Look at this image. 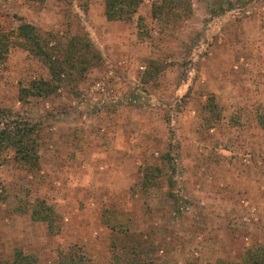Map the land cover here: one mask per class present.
<instances>
[{
  "label": "rangeland",
  "instance_id": "374dc122",
  "mask_svg": "<svg viewBox=\"0 0 264 264\" xmlns=\"http://www.w3.org/2000/svg\"><path fill=\"white\" fill-rule=\"evenodd\" d=\"M156 2L110 22L104 0H0L5 30L30 23L64 43L81 26L102 56L57 95L26 101L21 90L49 67L20 47L0 61V129L10 118L40 126V168L12 153L0 165V263L22 248L59 264L75 248L108 264L113 244L130 241H151L155 264L237 262L264 243V0H192L183 19L155 18ZM151 62L160 70L147 78ZM210 96L220 121L208 120ZM151 166L166 175L144 191ZM39 200L58 234L32 219Z\"/></svg>",
  "mask_w": 264,
  "mask_h": 264
},
{
  "label": "trees",
  "instance_id": "16d2710c",
  "mask_svg": "<svg viewBox=\"0 0 264 264\" xmlns=\"http://www.w3.org/2000/svg\"><path fill=\"white\" fill-rule=\"evenodd\" d=\"M45 2V0H39ZM144 0H104V15L110 22L131 21L138 14ZM153 16L174 17L183 19L193 14L192 0H160L153 4ZM144 20L140 18L139 28L143 30ZM20 47L35 59L49 67L50 78H39L32 81L28 87L20 92V99L26 101L30 97L48 99L57 95L58 91L74 75L84 76L89 70L98 67L102 61L101 54L95 49L89 34L81 27H77L67 42L59 41L52 33H42L39 28L30 23H21L17 29L5 30L0 24V61L7 58L13 48ZM159 64L151 62L147 78H152L158 72ZM75 77V76H74ZM67 79V80H66ZM205 109L208 120L217 122L222 119V112L214 96H210ZM12 153L16 162L29 171L40 168V126L19 118L5 120L0 129V165L7 162L5 154ZM163 163L170 162L169 155H164ZM166 175L163 167H146L142 177V187L148 191L157 187ZM4 199L0 192V200ZM32 219L48 224L52 235L59 233V215L54 207L45 200H39L34 205ZM106 225L116 234L129 235L127 228L110 220ZM132 242V243H131ZM151 241H138L112 246L111 259L108 264H155L149 257L151 248L145 245ZM151 245V244H150ZM151 247V246H150ZM0 264H40L38 257L26 254L22 248H17L11 260ZM59 264H95L92 258L81 250L70 248L60 254ZM208 264H264V243L255 244L248 248L243 257L237 261L218 260Z\"/></svg>",
  "mask_w": 264,
  "mask_h": 264
}]
</instances>
